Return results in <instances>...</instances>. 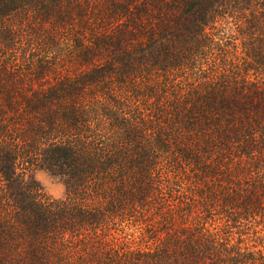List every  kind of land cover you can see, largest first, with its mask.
Listing matches in <instances>:
<instances>
[{
  "label": "trees",
  "instance_id": "obj_1",
  "mask_svg": "<svg viewBox=\"0 0 264 264\" xmlns=\"http://www.w3.org/2000/svg\"><path fill=\"white\" fill-rule=\"evenodd\" d=\"M17 240L23 264H264V0H0Z\"/></svg>",
  "mask_w": 264,
  "mask_h": 264
},
{
  "label": "clouds",
  "instance_id": "obj_2",
  "mask_svg": "<svg viewBox=\"0 0 264 264\" xmlns=\"http://www.w3.org/2000/svg\"><path fill=\"white\" fill-rule=\"evenodd\" d=\"M103 138V137H102ZM50 143L56 144V141H50ZM63 147L62 144L59 145ZM58 165H52L48 169H44L48 174L53 176L56 180L63 183L68 179V175L62 170H58ZM38 179V177H36ZM39 187V185H37ZM19 245V247H17ZM25 253V245L23 242L17 240L9 247L0 248V264H23Z\"/></svg>",
  "mask_w": 264,
  "mask_h": 264
},
{
  "label": "rangeland",
  "instance_id": "obj_3",
  "mask_svg": "<svg viewBox=\"0 0 264 264\" xmlns=\"http://www.w3.org/2000/svg\"><path fill=\"white\" fill-rule=\"evenodd\" d=\"M38 177V179H36ZM34 178L38 181L43 191L53 198H61L64 194L62 184L54 177L44 171H37L34 173Z\"/></svg>",
  "mask_w": 264,
  "mask_h": 264
}]
</instances>
